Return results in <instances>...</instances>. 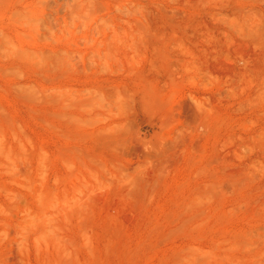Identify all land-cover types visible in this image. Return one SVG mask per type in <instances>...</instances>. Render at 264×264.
Segmentation results:
<instances>
[{"label": "rangeland", "instance_id": "rangeland-1", "mask_svg": "<svg viewBox=\"0 0 264 264\" xmlns=\"http://www.w3.org/2000/svg\"><path fill=\"white\" fill-rule=\"evenodd\" d=\"M0 264H264V0H0Z\"/></svg>", "mask_w": 264, "mask_h": 264}]
</instances>
